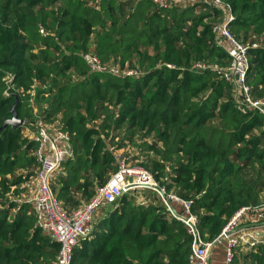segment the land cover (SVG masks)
Listing matches in <instances>:
<instances>
[{
    "label": "trees",
    "instance_id": "1",
    "mask_svg": "<svg viewBox=\"0 0 264 264\" xmlns=\"http://www.w3.org/2000/svg\"><path fill=\"white\" fill-rule=\"evenodd\" d=\"M221 1L248 47L250 97L263 99L264 0ZM223 21L209 1L0 0V264H55L59 254L30 206L17 203L38 172L39 118L71 140L74 156L51 184L68 212L88 204L123 158L150 171L167 198L193 202L207 242L239 209L264 202V117L240 107L213 69L230 65L213 34ZM86 55L119 74L92 72ZM16 100L23 125L4 128ZM137 193L109 206L73 264H189L187 226L160 194L142 191L139 202ZM225 244L212 261L226 264ZM232 264H264V246L235 248Z\"/></svg>",
    "mask_w": 264,
    "mask_h": 264
},
{
    "label": "built area",
    "instance_id": "2",
    "mask_svg": "<svg viewBox=\"0 0 264 264\" xmlns=\"http://www.w3.org/2000/svg\"><path fill=\"white\" fill-rule=\"evenodd\" d=\"M149 1L163 7L188 4L194 6L201 1H209L215 8L223 11L224 21L213 27V34L217 46L221 47L230 59V65L226 68L214 67L213 69L218 71L222 78L232 86L236 103L240 107L251 108L264 117V98L252 100L246 85L250 69L248 47L239 42L228 27L235 21L231 7L221 0ZM84 61L92 72L119 74L118 70L103 66L95 56L86 55ZM196 67L205 68L203 65ZM132 74V72L127 73V75ZM33 139L37 143L35 156L39 168L36 177L27 186L28 193L20 196L17 203L30 206L36 217L37 226L44 233L51 235L53 240L59 244L60 250L55 264H73L75 251L82 246L83 242L93 237L94 222L98 212L115 204L125 194L139 189H152L161 196L166 195L165 191L159 188L150 171L133 166L123 158L119 159L117 172L103 187L97 189L95 197L88 204L78 210L68 212L53 194L51 184L55 174L61 170L63 162L74 156L70 137L59 128L48 125L39 118ZM168 198L179 202L184 207V212L176 215L168 201H165L167 210L173 217L185 224L192 235L189 264H212V252L222 242L226 243V264H232L235 248L246 247L254 250L264 246V202L239 209L220 236L207 242L199 231L198 218L191 214L193 202H184L174 196H168ZM219 238L221 240L216 244Z\"/></svg>",
    "mask_w": 264,
    "mask_h": 264
},
{
    "label": "crops",
    "instance_id": "3",
    "mask_svg": "<svg viewBox=\"0 0 264 264\" xmlns=\"http://www.w3.org/2000/svg\"><path fill=\"white\" fill-rule=\"evenodd\" d=\"M147 190H151V191H154V190H152V189H139V190H137L138 191V193H142V191H147ZM154 192H156V191H154ZM137 193V194H138ZM157 193V192H156ZM138 200H139V202H144L145 201V199H144V197L143 196H138ZM109 208V206L107 207V208H104V209H102L101 211H99L98 212V214H97V216H96V218H97V220H96V222L97 223H99L100 221H102V219L103 218H105V216H106V211H107V209ZM104 214H105V216H104ZM219 255L217 254V257H218ZM212 261V260H211ZM212 264H225V262H224V260H222L221 258H220V256L216 259V260H213L212 262H211Z\"/></svg>",
    "mask_w": 264,
    "mask_h": 264
},
{
    "label": "water",
    "instance_id": "4",
    "mask_svg": "<svg viewBox=\"0 0 264 264\" xmlns=\"http://www.w3.org/2000/svg\"><path fill=\"white\" fill-rule=\"evenodd\" d=\"M17 104H18V100H16L15 104L13 105V107L11 109V112L13 113V118L5 123V125L3 126L4 128L7 127V126H10V125L13 126L14 128L23 125V121H21V120L18 119V117L16 115V112H15V108L17 107ZM162 198H163L164 201H167L166 195H162ZM220 240H221V238L218 239V241L216 242V244Z\"/></svg>",
    "mask_w": 264,
    "mask_h": 264
},
{
    "label": "rangeland",
    "instance_id": "5",
    "mask_svg": "<svg viewBox=\"0 0 264 264\" xmlns=\"http://www.w3.org/2000/svg\"><path fill=\"white\" fill-rule=\"evenodd\" d=\"M34 114H38L39 112H38V109L35 107L34 108ZM130 156H132V155H130ZM139 197L140 196H142V194H140V193H138L137 194ZM107 208V207H106ZM104 209V208H103ZM101 211V210H100ZM96 220H97V218H95V222H94V233L96 232V229H97V225H98V223L96 222ZM94 233H93V235H94ZM220 248H222L221 246H220Z\"/></svg>",
    "mask_w": 264,
    "mask_h": 264
}]
</instances>
